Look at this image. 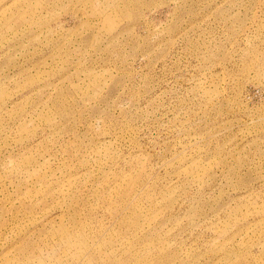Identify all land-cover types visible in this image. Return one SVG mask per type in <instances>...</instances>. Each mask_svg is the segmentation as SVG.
I'll use <instances>...</instances> for the list:
<instances>
[{"label":"rangeland","instance_id":"rangeland-1","mask_svg":"<svg viewBox=\"0 0 264 264\" xmlns=\"http://www.w3.org/2000/svg\"><path fill=\"white\" fill-rule=\"evenodd\" d=\"M0 264H264V0H0Z\"/></svg>","mask_w":264,"mask_h":264}]
</instances>
